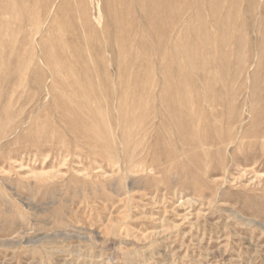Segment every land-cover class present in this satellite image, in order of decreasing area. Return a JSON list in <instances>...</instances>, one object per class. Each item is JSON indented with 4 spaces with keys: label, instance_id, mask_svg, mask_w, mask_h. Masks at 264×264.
Listing matches in <instances>:
<instances>
[{
    "label": "rangeland",
    "instance_id": "1",
    "mask_svg": "<svg viewBox=\"0 0 264 264\" xmlns=\"http://www.w3.org/2000/svg\"><path fill=\"white\" fill-rule=\"evenodd\" d=\"M32 1L0 0V264H264V0H52L54 27ZM84 65L143 105L129 177L119 135L115 166L31 126L54 111L36 76Z\"/></svg>",
    "mask_w": 264,
    "mask_h": 264
},
{
    "label": "bare ground",
    "instance_id": "2",
    "mask_svg": "<svg viewBox=\"0 0 264 264\" xmlns=\"http://www.w3.org/2000/svg\"><path fill=\"white\" fill-rule=\"evenodd\" d=\"M55 1L53 0V2ZM84 2L85 0H75L73 7H72L73 11L75 13L83 11V10L89 11V8L86 6L84 7L87 10L85 8H83V10L79 8L81 7V5H84L82 4ZM28 3H29L28 5H27V2L21 3L19 5L22 12L23 11L28 12L27 14L24 13L25 17L27 18V21H32V22L36 21V19L42 13L41 16L43 17L45 22H47L48 19L52 16V19L49 22L50 27L52 26L54 27V25L57 23H59L60 25L62 24V26L69 25V19L65 16V9H64L65 4L57 6L56 12H54L55 15H53V12L47 8V5L52 3V0H49L48 2H45V1L41 2L38 0H33L32 2H28ZM78 4L80 5L78 6ZM102 4H105L106 7L111 6L110 4L104 1L102 2ZM36 7L42 8L41 10L43 11L40 12L39 11L40 9H36ZM98 7H99V11L101 12L100 5H98ZM56 16H58V18H56ZM103 20L104 19L102 18L101 22H102L103 29L107 32L108 37H109L111 28L114 27L115 24L117 25L118 21L115 20L114 22V21H103ZM78 26L80 29L89 28L90 30H92L91 32H93V36H89L88 40H87V36H85L83 33L80 34V38H82L84 42L86 41V45L94 42V45L92 46L91 50L97 52L98 47L96 44H97V41L99 40V36H98V33L95 34L96 29L90 24V22H84L81 25L79 24ZM36 27H38V25H36ZM74 38L78 40L79 36H75ZM108 40H110V38H108ZM108 43L110 42L108 41ZM105 44L107 45V42H105ZM62 51L64 52V48H62ZM75 59L77 61L84 62V56L78 55L75 57ZM93 60L97 63L98 62L102 63L104 61L103 58L99 57V55H96V56L94 55ZM23 77L24 75H19V80H21V78ZM36 78H35V81L38 84V86L35 89L39 93L40 91H43L44 96H45L44 100L50 102L47 104L45 111L47 112L48 109L54 110V111L52 110L54 113L53 112H49V114L44 113V116L41 119L44 121L43 123L41 122V120L39 121V123H37L36 119L33 122H31L32 120L30 121L31 126L36 127L37 129L36 132L38 134L40 133L44 135L42 137L43 144L44 143L52 144L53 137L56 138L58 136L57 139H61L64 137V134L68 132L70 135H73V138L75 140H79L81 141V143L82 141L86 142L87 147H89L92 153H100V154L107 155L108 160H109L108 162L115 165V164H121L119 163L121 159L117 155L118 146L115 143V139H117V136L119 135L118 137L121 138V142L123 143L122 144V153H123L122 156L124 158L123 163H122L123 170L127 172V175L126 174L125 175L129 177L128 172L131 173L132 172L131 170L134 169V166H133L134 157H133V151L131 149V145L133 144V142L130 140V138L134 134H138V133L140 134V132L143 131V129H141L143 120L137 119L138 113L141 110L143 111V105L139 104V102H136V101L127 102L125 101L126 96H124L123 94L116 95L117 93L115 94V92L108 90L105 84L104 85L98 84L99 80H103L104 82L105 79L108 78L107 74L100 73V72H90L87 70V68H85V65H84V69H81L79 71H67V72L61 71L60 72V71L54 70V71H48L47 74H43L41 72V74H38ZM19 82L17 83V80H16V84L19 85L20 84ZM22 82H21V85H22ZM33 82H34V79H33ZM18 85L15 87L18 88ZM31 92L32 91H30V94ZM18 93L16 97L19 96ZM34 97H31V98H34ZM19 98L21 97L19 96ZM19 98H15V100H13V97L11 96L7 102L8 104H11V105L13 102L18 104ZM15 103H14V106H15ZM5 105L3 107H5ZM21 107L24 108L23 105H21ZM6 110L8 111V107L5 108L4 113H6ZM13 119H16V118H13ZM19 120H20V123L15 128L17 130H21L23 128V125H22L23 121L21 123V119ZM52 120L53 122L56 121L58 124L61 125L62 128L60 132H57V131L55 132V129L52 130L50 128L48 124ZM6 126L7 125H5V127ZM46 126H48V128L51 129L52 134H44V130ZM115 131L117 132L115 133ZM76 142L75 143L73 142L74 144L68 143V145L66 146L68 147L72 146V148L74 147V149H76L77 148L75 147ZM78 145L80 146V143Z\"/></svg>",
    "mask_w": 264,
    "mask_h": 264
}]
</instances>
